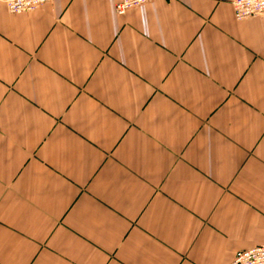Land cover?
<instances>
[{
  "label": "crops",
  "instance_id": "obj_1",
  "mask_svg": "<svg viewBox=\"0 0 264 264\" xmlns=\"http://www.w3.org/2000/svg\"><path fill=\"white\" fill-rule=\"evenodd\" d=\"M118 1L0 2V264L264 245V13Z\"/></svg>",
  "mask_w": 264,
  "mask_h": 264
},
{
  "label": "built area",
  "instance_id": "obj_2",
  "mask_svg": "<svg viewBox=\"0 0 264 264\" xmlns=\"http://www.w3.org/2000/svg\"><path fill=\"white\" fill-rule=\"evenodd\" d=\"M51 0H0L10 13H23L35 10L38 6ZM156 0H119L114 10L123 15L133 7L145 5ZM234 17L243 20L264 13V0H231ZM228 264H264V245L237 251Z\"/></svg>",
  "mask_w": 264,
  "mask_h": 264
}]
</instances>
